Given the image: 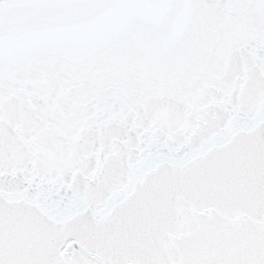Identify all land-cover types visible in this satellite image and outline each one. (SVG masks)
I'll return each instance as SVG.
<instances>
[{
	"label": "snow or ice",
	"instance_id": "snow-or-ice-1",
	"mask_svg": "<svg viewBox=\"0 0 264 264\" xmlns=\"http://www.w3.org/2000/svg\"><path fill=\"white\" fill-rule=\"evenodd\" d=\"M0 264H264V0H0Z\"/></svg>",
	"mask_w": 264,
	"mask_h": 264
}]
</instances>
